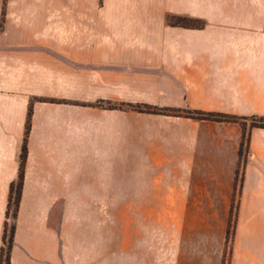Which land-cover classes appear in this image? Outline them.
<instances>
[{
  "label": "crops",
  "instance_id": "obj_1",
  "mask_svg": "<svg viewBox=\"0 0 264 264\" xmlns=\"http://www.w3.org/2000/svg\"><path fill=\"white\" fill-rule=\"evenodd\" d=\"M234 1L0 0V248L34 102L11 264H222L241 125L89 104L264 116V9ZM250 151L231 264H264Z\"/></svg>",
  "mask_w": 264,
  "mask_h": 264
},
{
  "label": "trees",
  "instance_id": "obj_2",
  "mask_svg": "<svg viewBox=\"0 0 264 264\" xmlns=\"http://www.w3.org/2000/svg\"><path fill=\"white\" fill-rule=\"evenodd\" d=\"M169 22L173 25L200 28L203 22L193 18L171 16ZM51 102L81 104L76 101L58 100V99H43ZM33 101L30 102L24 139L20 155V167L17 178L11 183L7 210L4 222V231L2 237V245L0 248V264H11V255L14 246L15 233L17 228V219L19 207L22 199V192L25 180V169L28 160V137L32 127L33 116ZM90 106L101 107L106 109L130 110L143 113L161 114L168 116H181L188 118L206 119L216 122H236L242 127V136L240 140L239 157L235 172L234 187L232 194V202L226 232V240L222 264H231L234 248V238L237 230L238 212L240 208V200L245 180V169L250 157V132L255 127L264 128V116H240L222 112H210L192 109L190 107H169L152 105L148 103L134 102H114L110 100H99L90 103Z\"/></svg>",
  "mask_w": 264,
  "mask_h": 264
},
{
  "label": "rangeland",
  "instance_id": "obj_3",
  "mask_svg": "<svg viewBox=\"0 0 264 264\" xmlns=\"http://www.w3.org/2000/svg\"><path fill=\"white\" fill-rule=\"evenodd\" d=\"M234 3L239 7H254L256 9H264V0H237ZM161 245L164 246L165 241H160Z\"/></svg>",
  "mask_w": 264,
  "mask_h": 264
}]
</instances>
